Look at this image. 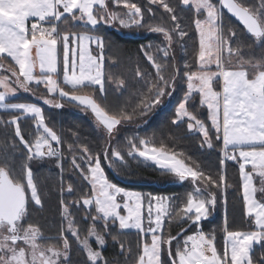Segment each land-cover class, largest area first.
Returning a JSON list of instances; mask_svg holds the SVG:
<instances>
[{
    "label": "snow or ice",
    "instance_id": "6c2138e0",
    "mask_svg": "<svg viewBox=\"0 0 264 264\" xmlns=\"http://www.w3.org/2000/svg\"><path fill=\"white\" fill-rule=\"evenodd\" d=\"M114 3H122L127 12L121 14L109 10L107 0H0V58H10L18 67V72L12 68L16 87L9 84L7 76L0 77V89H3L0 91V110L10 117L8 120L0 118V126L13 128L14 138H18L22 149L26 150H21L19 157V175L8 163L11 157L5 156L4 162L0 163V264H71L66 232L75 238L78 250L86 254L85 264H101L102 261L107 264L101 251L93 249L91 240L95 239L102 249L106 243L105 233H110L117 225L121 230L118 234L135 229L141 236L135 264H254L252 253L255 246L264 248V0H259L258 4H249L246 0H180L184 8L194 11L196 16L193 23L198 50L195 68L187 63L184 66L186 92L176 108V118L172 120L176 125L187 118L188 130H194L203 137L202 148L206 146L211 150L213 139L220 141L222 168L226 161L238 165L249 230H230L225 222L223 250L218 249L215 233L205 234L200 225L215 209L218 193L229 187L226 173L214 178L198 165L195 168L187 166L182 159H177V154H168L163 147H144L141 150V145L149 143L143 139L139 145L129 140L128 157L150 161L162 170V174L193 185L179 211H175L176 202L170 197L145 196L125 190L107 179L102 159L108 162L109 167L123 166L126 161L120 150L109 152L105 149L101 157L100 154L93 155L84 146L79 158L73 155L71 160L74 169L87 182L81 188V197L66 202L61 187L59 236L62 248L46 246L41 243L46 238L42 237L39 227L31 223L25 226L29 204L43 206L31 163L50 158L59 161L62 154L52 142L59 146L62 141L46 124L40 106L9 102L10 97L15 96L18 89L35 93L38 89L30 85H43L47 89L44 104L62 108L60 100L48 98L56 94L61 99L77 102L83 106L82 111H91L98 127L102 126V131L111 138L121 119H131V115L122 110L110 113L93 97L76 93L90 89L103 98L105 84L111 82L112 77L105 68L104 41L91 34L99 24L118 22L125 28L144 26L140 6L128 0H114ZM148 3L162 8L173 22L172 29L159 24L148 26L150 32L163 34L166 46L158 48V51L163 53L167 63L173 44L183 41L188 33L178 23L179 17L168 0H148ZM225 9L243 25V34L230 27L225 29ZM61 25L65 27L61 28ZM75 27H82V30H71ZM240 35H246L252 41L251 45L243 43ZM150 47L142 51L156 70L157 80L147 85L152 93L151 102L145 105L141 101L137 105L141 114L159 105L163 96L172 95L175 76L179 75L177 69L171 79H166L162 74L164 64L151 54ZM244 47L259 48L260 57L244 59ZM136 75L146 78L139 70ZM65 86L70 90H65ZM197 95L199 107L207 109L210 125L189 110L190 102H194ZM29 120L36 131L32 141L25 139L21 128V124ZM13 150H17L15 146ZM72 151L73 145L70 144L69 152ZM66 191L73 193L71 183ZM73 204L77 208L82 205L87 210L83 219L91 221L83 236L70 212ZM121 209L126 214H122ZM166 217L189 223L190 227L195 226V230L182 241L178 237L165 236ZM98 222L102 224L103 231L98 230ZM183 231L187 232V229ZM112 238L116 239L115 236ZM120 247L123 255V244ZM164 251H167V262L162 259Z\"/></svg>",
    "mask_w": 264,
    "mask_h": 264
},
{
    "label": "trees",
    "instance_id": "16d2710c",
    "mask_svg": "<svg viewBox=\"0 0 264 264\" xmlns=\"http://www.w3.org/2000/svg\"><path fill=\"white\" fill-rule=\"evenodd\" d=\"M111 2L112 0H107L109 10L111 9ZM128 2L135 3L142 8V24L144 26L137 28L136 34L130 30L118 28L116 23L111 25L101 23L91 33L100 36L105 45V68L112 77L111 82L105 84V96L100 98L97 92L90 89H83L76 93L77 95L93 97L110 113L122 110L125 114L131 115V119H121V123L116 126L111 138L107 136L105 131H102L101 127H98L88 111H82L80 106L70 101L62 100L66 104H63L60 109L49 105L41 106V103L30 99L28 93L26 92V95L23 90L20 92V89H18L19 95L13 101L41 104L46 124L61 137L62 143L59 146L64 155L70 153V144L73 145V151L69 155H77V157H79L84 146H87L93 155L100 154L101 157L105 149L109 152L113 149L120 150L126 161L123 166L109 167L108 162L102 159V167L107 179L119 187L138 191L145 196L152 194L170 197L176 202L175 211H179L186 203L187 193L193 190V185L189 181L179 182L172 175L162 174V170L139 157L137 159L128 157L129 140L139 145V141L143 139L149 141L146 144L148 146L158 149L163 147L165 152L177 154V158L182 159L187 166L195 168L198 165L206 174L214 178L218 179L221 173H226L229 187L225 192L218 193L215 209L209 218L202 221L200 225L205 234L215 233V243L221 250L225 222H227L230 230L246 231L250 228L248 218L244 214L238 165L235 162L226 161V165L222 168L220 164L222 154L220 141L213 139L214 147L211 150L207 149L206 146L202 148L200 145L203 137L199 133L190 132L186 120L176 125L172 124V120L176 118V108L182 102L186 92V78L183 75L184 66L187 63L195 68L198 38L193 21L196 16L194 11L184 8L180 0H168L179 17L178 23L188 33V36L184 37L183 41L174 43L168 61L165 63L163 53L158 51V48L166 46L164 36L150 32L148 26L159 24L167 29H172L173 22L170 16L164 13L158 5H149L146 0H128ZM246 2L258 4L259 0H246ZM149 8H152L153 11L149 12ZM223 26L225 29L229 27L234 29L238 34L245 32L225 12ZM64 27L61 25V28ZM71 30L79 32L82 27H75ZM173 35L175 36V33ZM240 39L247 45L252 43L246 35H240ZM149 46L153 47V49H149L151 54L157 58L158 62L164 64L162 74L166 79H171L177 69L179 75L175 76V91L172 92V95L163 96L159 105H154L150 110H147L146 114H141V108L137 105H140L141 101L145 105L151 102L152 93L148 91L147 85L157 80L156 70L142 51ZM242 55L244 59H252L253 56L259 58L261 50L257 47H244ZM0 64L3 66L0 75L7 76L16 87V77L12 75L13 66L11 63L4 59ZM137 70L146 78L138 77L136 75ZM121 81L123 82L122 85ZM33 87L40 86L35 85ZM65 90L70 89L65 87ZM154 91L155 89H153ZM189 110L210 125L206 109L199 107V102L193 105L189 104ZM0 118L8 120L10 117L0 110ZM21 128L25 139L32 141L31 136L35 133V125L29 120L23 122ZM13 146L17 149L16 151L13 150ZM21 150H23L22 145L19 144L18 138H14L13 128L0 126V163L4 162L5 156L11 157L8 163L16 169V175H19ZM58 163L60 167H58ZM31 168L38 191L41 194L43 206L36 207L29 204L27 223L39 227L47 241L58 246L61 231V187L65 190L69 183L73 185V193L66 194L63 191L65 201L71 202L81 197V188L86 186L87 182L82 180L71 161H57L56 158L44 159L33 161ZM84 190L87 191L88 188L85 187ZM86 211L82 205L77 208L73 204L70 208L72 218L82 235L85 234L87 226L91 223V221L83 219ZM97 227L103 231L102 224L98 223ZM183 229H187V232H183L178 237L181 241L186 235L194 232L195 226L190 227L189 223L165 218V231L163 233L165 236L175 237ZM120 231L117 225L112 227L110 233H105L106 245L101 254L107 264H135V259L140 250L138 245L141 243V236L137 231H125L123 234H118ZM113 236L116 237L115 240H113ZM149 241L150 237L148 238ZM121 244L125 250L123 255H121ZM175 245L176 241L174 240L173 252ZM252 258L254 264H261L264 261V248L255 246ZM70 259L71 264H85V254L79 251L74 243H71ZM162 259L167 262V251L162 253Z\"/></svg>",
    "mask_w": 264,
    "mask_h": 264
},
{
    "label": "rangeland",
    "instance_id": "374dc122",
    "mask_svg": "<svg viewBox=\"0 0 264 264\" xmlns=\"http://www.w3.org/2000/svg\"><path fill=\"white\" fill-rule=\"evenodd\" d=\"M147 2H148V0H146ZM213 2H217V0H213ZM110 10H114V11H117V12H120L121 14H123V13H126L127 12V9H124L123 8V4L121 3L120 5H116L115 3H114V0H112V2H111V9ZM104 24H106V23H104ZM223 24H224V12H223ZM118 28H121V29H126V30H130V31H132V33L133 34H136L137 32V28H139L138 26H135V25H133V26H131V27H127V28H125V27H121L120 26V24L118 23V22H116V24H115ZM198 38V37H197ZM197 42H198V39H197ZM174 45V44H173ZM150 49H153V47H150ZM155 49V48H154ZM214 65H213V69H214ZM8 82H9V84L12 86V87H14V85L10 82V79L8 78ZM33 86H35L34 84H33ZM33 86H30V87H33ZM40 87H33V88H36V89H38L37 91H35V93H32V92H27L28 93V95H29V98L30 99H32V100H35L37 103H41L40 105L41 106H48V105H46V104H44V102H43V100H44V98H45V96H46V94H47V89L43 86V85H39ZM217 87V89H218V85L216 86ZM0 91H3V89H0ZM22 91V89H20V92ZM17 92H18V90H17ZM17 92H16V94H17ZM25 94H26V92H25ZM27 95V94H26ZM82 96H86V95H82ZM11 98H13V96L12 97H10V99ZM48 98H51V99H54V100H60V102L62 103V104H66L64 101L62 102V99L61 98H59V96H58V94H56V95H54V96H51V97H48ZM64 99H66V98H64ZM9 102H14V103H31V102H20V101H13V99L12 100H9ZM197 102H199V97H198V95H197V97H196V99H195V101L194 102H190V105H193L194 103H197ZM32 104H35V105H38V104H36V103H32ZM40 105H38V106H40ZM76 105V104H75ZM40 106V107H41ZM77 106H79V105H77ZM42 108V107H41ZM82 108V107H81ZM57 109H60V108H57ZM77 109V108H76ZM75 109V110H76ZM206 109V108H205ZM206 112H207V109H206ZM200 113V112H199ZM185 120L187 121V118H185ZM210 122V121H209ZM101 127V126H100ZM102 128V127H101ZM191 132H194V133H197L196 131H191ZM35 135H36V131H35V133L31 136V138H32V140H34V137H35ZM115 139V138H114ZM53 143V147H59V150H60V146H57L56 144H55V142H52ZM147 147L148 148H151V146H148L147 145ZM140 148H141V146H140ZM60 152H61V158H60V161L61 160H64V161H71L72 160V157H73V155H69L70 153H68V154H66V155H64L63 154V152L60 150ZM222 153V152H221ZM169 154V153H168ZM64 155V156H63ZM76 157H77V155H75ZM221 157H222V154H221ZM79 157H77V159H78ZM140 159H142V158H140ZM178 159V158H177ZM143 160V159H142ZM150 162V161H149ZM151 164H153L152 162H150ZM154 165V164H153ZM154 166H156V165H154ZM157 167V166H156ZM68 187V186H67ZM67 187H66V189H67ZM66 189L64 190V193H66V194H70V193H68L67 191H66ZM153 215H155V212H153ZM61 224H62V215H61ZM74 220V219H73ZM99 223V222H98ZM27 225V221H26V223H25V226ZM64 225H65V227H66V222H64ZM78 229V228H77ZM99 230V229H98ZM78 231H79V229H78ZM65 235H67V237H68V239H69V242H70V252H71V243H74L75 244V246L78 248V244L75 242V238L74 237H72L71 236V234L70 233H65ZM82 235V234H81ZM84 235V234H83ZM82 235V236H83ZM42 237L43 238H46L45 236H43V234H42ZM41 243H44L46 246L47 245H53V244H51L49 241H47V238L46 239H42L41 240ZM91 245H92V247H93V249L94 250H99V251H102V249L105 247V245H104V247L101 249L97 244H96V241H95V239H92L91 240ZM59 247H61L62 248V241L60 240V243H59V245H58ZM70 252H69V255H70ZM85 256H86V254H85ZM101 264H103V261L101 262Z\"/></svg>",
    "mask_w": 264,
    "mask_h": 264
},
{
    "label": "crops",
    "instance_id": "0c3cea01",
    "mask_svg": "<svg viewBox=\"0 0 264 264\" xmlns=\"http://www.w3.org/2000/svg\"><path fill=\"white\" fill-rule=\"evenodd\" d=\"M29 24H30V22H29ZM63 26V25H62ZM93 35H95V34H93ZM96 36H98V35H96ZM100 37V36H99ZM93 47H95V46H93ZM33 54H34V52H33ZM4 59H6V60H8L10 63H11V65L13 66V67H15L14 66V62H11V59L10 58H0V63L4 60ZM15 70L18 72V67H15ZM37 74H38V69H37ZM4 75H0V77H3ZM21 79H23L22 77H21ZM65 87H67V86H65ZM217 90H219V85H218V89ZM19 95V91L17 92V94L15 95V96H13V98H11L10 100H12V99H14V98H16L17 96ZM62 100H67V101H69L68 100V98H66V99H62ZM73 104H76V105H78L77 104V102H75V101H71ZM80 106V105H79ZM80 107H83V106H80ZM89 113H90V115H91V117L93 118V120H94V122L97 124V121L95 120V117H94V115L91 113V111L89 110L88 111ZM102 127V126H101ZM144 147H147V145H141V150H143V148ZM146 162H149V161H146ZM233 162V161H232ZM150 163V162H149ZM158 168V167H157ZM159 169V168H158ZM161 170V169H160ZM248 170H250V166L248 167ZM122 188V187H121ZM123 189H125V188H123ZM125 190H128V191H134V192H138V191H135V190H129V189H125ZM241 190H242V187H241ZM119 199V198H118ZM121 212H122V214H126V213H123V210L121 209ZM145 215H146V212H145ZM224 218H225V212H224ZM146 224H147V222H145V226H146ZM126 231H136L135 229H129V230H126ZM224 235H225V233L223 234V244H222V249H221V251L223 250V245H224ZM149 243H150V241H149Z\"/></svg>",
    "mask_w": 264,
    "mask_h": 264
},
{
    "label": "water",
    "instance_id": "95a60500",
    "mask_svg": "<svg viewBox=\"0 0 264 264\" xmlns=\"http://www.w3.org/2000/svg\"><path fill=\"white\" fill-rule=\"evenodd\" d=\"M230 18L234 19L242 28H243V25L240 24V22L235 18V17H232L228 12L227 10H223ZM244 29V28H243ZM3 70V66L0 64V72ZM184 231L182 230L180 233H178L175 237H179Z\"/></svg>",
    "mask_w": 264,
    "mask_h": 264
},
{
    "label": "built area",
    "instance_id": "2783aa9c",
    "mask_svg": "<svg viewBox=\"0 0 264 264\" xmlns=\"http://www.w3.org/2000/svg\"><path fill=\"white\" fill-rule=\"evenodd\" d=\"M29 26H30V24H29Z\"/></svg>",
    "mask_w": 264,
    "mask_h": 264
}]
</instances>
